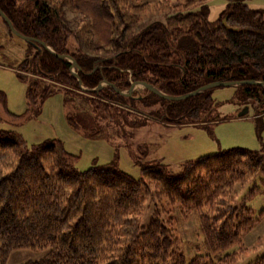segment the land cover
Listing matches in <instances>:
<instances>
[{
	"label": "trees",
	"instance_id": "trees-1",
	"mask_svg": "<svg viewBox=\"0 0 264 264\" xmlns=\"http://www.w3.org/2000/svg\"><path fill=\"white\" fill-rule=\"evenodd\" d=\"M159 8L162 18L144 19ZM0 10L19 33L55 52L16 36L0 16L13 40L31 52L17 62L30 75L16 71L27 84L28 107L39 109L61 92L68 123L88 138L105 137L100 125L113 110L181 125L201 122L213 99L210 89L170 100L146 88L123 95L110 85L81 87L105 80L125 91L133 81H145L181 95L217 80L264 81V17L243 0H230L213 21L201 0H0ZM239 86L264 102V86ZM136 95L144 107H154L148 114L124 102ZM0 102L5 104L2 91ZM75 160L58 139L28 146L19 132L0 129V264L22 249L42 255L18 264H237L242 235L264 218V207L255 212L232 195L247 177L264 184V151L230 147L186 161L177 171L149 160L141 164L139 180L116 161L79 171ZM248 192L264 195V188L252 185ZM162 200L179 216L195 217L202 239L190 258L177 244ZM146 202L153 207L150 216L142 212ZM246 258L239 263L264 264V247Z\"/></svg>",
	"mask_w": 264,
	"mask_h": 264
},
{
	"label": "rangeland",
	"instance_id": "rangeland-1",
	"mask_svg": "<svg viewBox=\"0 0 264 264\" xmlns=\"http://www.w3.org/2000/svg\"><path fill=\"white\" fill-rule=\"evenodd\" d=\"M149 1L157 4L158 1L163 0ZM169 1L181 3L184 0ZM243 1L252 9H261L264 17V0ZM201 2L207 6V18L213 21L224 9L226 10L230 0H201ZM63 9L66 18L70 19L74 16L68 7L64 6ZM158 11L160 12L147 15L144 19L149 21L162 18L165 10L159 8ZM14 40L0 17V91L5 95V104L0 102V129L19 132L28 146L47 139L60 140L64 149L76 156L75 168L79 171L116 161L119 169L139 180L142 178L141 164L149 160H161L177 171L186 161L230 147L264 151V102H257L242 87L235 85L209 88L213 99L212 108H206L205 114H200L198 120L201 122L181 125L162 123L149 118L150 116L145 118L147 116L145 114L154 107H144L139 95H136L134 100L126 97L124 102L145 113V116H138L140 113L132 109L113 110L109 113H112V118L101 119L100 126L104 129V138L85 137L68 123L66 113L69 110L63 102L61 92L45 98L39 109L28 107L27 84L19 78L16 71L25 74V77L30 75L18 69L17 62L22 61L31 52L27 51L22 41L17 38ZM69 47L70 49L77 47V42L72 36L69 39ZM142 89L141 85L134 88L136 91ZM107 102L115 105L109 100ZM246 107L247 111L240 115ZM98 116L102 117L100 114ZM252 185L264 188L260 177L254 179L247 177L245 181L235 185L232 195L237 201H244L255 212H259L264 207V195L256 194L249 197L248 191ZM162 203L170 210L168 216L172 217L171 223L175 228L177 244L187 258H190L194 254L192 246L202 239L194 215L179 216L166 200H162ZM152 209L150 203L146 202L143 215L150 216ZM146 220L142 221L146 223ZM263 247L264 218H261L242 235L239 250L242 248L243 250L238 252L236 263L246 261L249 257L246 259L244 257L251 256L253 252ZM41 255L42 252L39 250H14L9 254L6 264L22 263L37 259Z\"/></svg>",
	"mask_w": 264,
	"mask_h": 264
},
{
	"label": "water",
	"instance_id": "water-1",
	"mask_svg": "<svg viewBox=\"0 0 264 264\" xmlns=\"http://www.w3.org/2000/svg\"><path fill=\"white\" fill-rule=\"evenodd\" d=\"M0 16L3 18V20L5 21V23L7 24L8 28L10 29V31L12 33H14L16 36L24 39V40H37L33 37H27L22 35L21 33H19L12 25L11 21L9 20V18L0 10ZM44 48H46L47 50L51 51L52 53L55 54V52L44 42L37 40ZM59 57H65L67 59H69L70 61H72L73 66L76 65L75 61L72 60V58L68 55H64V54H57ZM80 83V80H79ZM242 84H251V85H259V86H264V81H258V80H253V79H245V80H217V81H213V82H209L207 84H204L200 87H198L197 89L188 92V93H184L181 95H169L164 93L163 91H161L160 89L156 88L155 86L145 82V81H133L130 84V87L128 90H120L118 89L115 85H113L112 83H108L107 81L103 80L102 82L99 83V85L96 88H91V89H87V88H82V90H86V91H96L99 88H101L103 85H110L112 88H114L116 91H118V93L123 94V95H130L131 92L134 90V88L137 85H141L143 88H146L147 90L153 92L154 94L163 97L165 99H170V100H181V99H185L191 96H194L206 89L212 88L214 86H229V85H235V86H239ZM247 111V107L244 108V110L240 113V115H243L245 112Z\"/></svg>",
	"mask_w": 264,
	"mask_h": 264
}]
</instances>
